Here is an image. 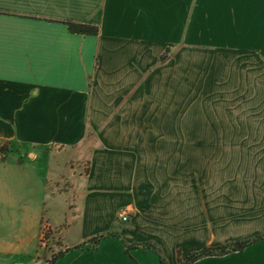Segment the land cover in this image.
Listing matches in <instances>:
<instances>
[{"label": "crops", "instance_id": "crops-1", "mask_svg": "<svg viewBox=\"0 0 264 264\" xmlns=\"http://www.w3.org/2000/svg\"><path fill=\"white\" fill-rule=\"evenodd\" d=\"M0 144V264H162L77 248L108 230L169 264L262 234L264 0H0ZM193 264H264V238Z\"/></svg>", "mask_w": 264, "mask_h": 264}, {"label": "trees", "instance_id": "trees-1", "mask_svg": "<svg viewBox=\"0 0 264 264\" xmlns=\"http://www.w3.org/2000/svg\"><path fill=\"white\" fill-rule=\"evenodd\" d=\"M66 23L72 31L79 30L83 34H86V33L98 34L99 33V28L95 25H92V24L75 23V22H71V21H67ZM171 47H172V45H168L167 50L161 55V57L159 59L160 64L165 63L170 58ZM0 150L5 152L6 151V145L0 144ZM112 236L118 237L124 242L127 252H130V250L133 248L145 247V248L154 250L158 254L159 259H160L162 264H169L165 254L163 252L162 247L157 242L145 241V242H136V243L130 244L121 236V234L118 231H115V230H108V231L98 233L97 235L91 237L87 242L77 246V248L83 247L88 243L91 246L96 247V246H98V244L100 243V241L102 239L112 237ZM262 238H264V232L260 235L252 237V238L240 239V240L232 241V242H229V243H226L223 245H219V246H205L199 250H195V251L191 252L186 258L182 257L181 250H179L178 251V260H179L180 264H193L195 261H197L201 258L207 257V256H221V255H226V254H229L232 252L244 250L247 246L255 243L256 241H258ZM67 250H69V249H66L65 251L61 250L58 253L54 254L52 259L49 261V264H53L58 258L63 256Z\"/></svg>", "mask_w": 264, "mask_h": 264}, {"label": "rangeland", "instance_id": "rangeland-1", "mask_svg": "<svg viewBox=\"0 0 264 264\" xmlns=\"http://www.w3.org/2000/svg\"><path fill=\"white\" fill-rule=\"evenodd\" d=\"M157 129H149V128H146L144 131H145V133H146V135H155L156 133H157V131H156ZM163 131H162V134L164 133H167L168 134V129H162ZM144 131H142V132H144ZM162 157H163V160L164 161H166L165 162V164L164 163H162V165H163V167L164 166H169V157H168V154H164V155H162ZM217 162L218 161H216V160H209V163H210V167H217ZM233 164H234V161L233 160H226V167L228 168V167H233ZM158 178H165V176L162 174L161 176H159ZM196 178V177H195ZM3 199V195L1 196L0 195V200H2ZM71 199H72V202H73V204L76 202V204L78 205H81L80 204V200H81V198H80V195L78 194V195H76V194H72V197H71ZM78 205V209H80V206ZM67 207H69L68 206V204H67ZM49 227V226H48ZM2 230H1V227H0V232H1ZM48 232V231H47ZM47 232H44V229H42L41 230V236H42V239H41V242L42 243H44V242H46L47 241ZM45 233V234H44ZM124 243V242H123ZM88 245H90L89 243H88ZM91 246V245H90ZM154 251V250H153ZM155 252V251H154ZM156 253V252H155ZM157 254V253H156ZM158 255V254H157ZM44 264V263H43Z\"/></svg>", "mask_w": 264, "mask_h": 264}, {"label": "built area", "instance_id": "built-area-1", "mask_svg": "<svg viewBox=\"0 0 264 264\" xmlns=\"http://www.w3.org/2000/svg\"><path fill=\"white\" fill-rule=\"evenodd\" d=\"M4 155V152L0 150V158ZM117 218L123 222V223H128L130 221V212L127 209H121L117 213ZM44 232H47L49 227L46 224L44 227ZM45 234V233H44Z\"/></svg>", "mask_w": 264, "mask_h": 264}, {"label": "water", "instance_id": "water-1", "mask_svg": "<svg viewBox=\"0 0 264 264\" xmlns=\"http://www.w3.org/2000/svg\"><path fill=\"white\" fill-rule=\"evenodd\" d=\"M43 263H44V259L40 258L31 264H43Z\"/></svg>", "mask_w": 264, "mask_h": 264}]
</instances>
